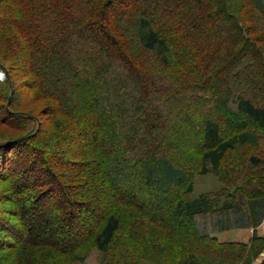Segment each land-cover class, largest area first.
<instances>
[{
  "label": "trees",
  "instance_id": "obj_1",
  "mask_svg": "<svg viewBox=\"0 0 264 264\" xmlns=\"http://www.w3.org/2000/svg\"><path fill=\"white\" fill-rule=\"evenodd\" d=\"M0 70V264H264V0H0Z\"/></svg>",
  "mask_w": 264,
  "mask_h": 264
},
{
  "label": "rangeland",
  "instance_id": "obj_2",
  "mask_svg": "<svg viewBox=\"0 0 264 264\" xmlns=\"http://www.w3.org/2000/svg\"><path fill=\"white\" fill-rule=\"evenodd\" d=\"M119 9V5L116 4L114 5V12L118 11ZM109 14V13H108ZM110 15V14H109ZM3 18L5 20H9L10 16L9 14L5 13V14H2ZM19 29L23 30V27H19ZM25 33V32H24ZM23 38L22 40L20 41L21 45H25V42H27V40L29 39V36L27 37V34H23ZM93 35V34H92ZM87 36V33L86 32H82L81 33V36L80 37H84ZM87 38V37H86ZM95 40H96V37H94ZM97 46H98V50L100 53H109V56L112 58V57H115L116 56V53L119 52V48H116V50H110L109 46L104 43V41L102 39L99 40V43L96 41L95 43ZM109 51V52H108ZM18 59L19 61L22 62L25 53L22 51L18 52ZM3 71V70H2ZM4 73V72H3ZM19 75V74H18ZM5 76V79H6V75L4 74ZM21 75H19L18 79L16 80L17 83H19L18 85H20L21 83H23V81H25L26 78H20ZM225 77V76H223ZM24 79V80H23ZM3 83V81L0 83V85ZM23 94L26 93V91L22 90L20 91ZM28 99H30V96L28 97ZM30 109H33L34 112H42L44 109H47V107L43 104V103H37V104H33L30 108ZM182 117H185V113L183 112L182 116L180 117L182 119ZM82 147V142H74L71 146V152L69 154H72L73 152H75V150L77 149H80ZM62 148H66V152H67V142H64L62 144ZM68 153V152H67ZM64 158H67L64 156ZM71 158V157H70ZM68 157V159H70ZM55 167L56 168H60L64 165L63 163H55ZM65 166V165H64ZM63 169H65L63 167ZM14 177V176H13ZM91 183H89V186L86 187V189L83 191V194H79V196L81 197H78L76 196L77 198H73L74 200H72V198H69L66 205L67 207H69L70 205H72V203H75L76 201H79V200H87L88 201V207H86L83 212L81 213V216H80V221L82 222H78V224H74V226L72 227V231L73 232H77V230L79 229H82V224L84 225L87 224V221L89 222L88 219L92 220L93 219V216L95 215H99L101 214L103 208L106 206L107 204V201L110 200V197L109 195L107 194V192H101L100 189L98 188V184L96 183L95 179L91 180L90 181ZM220 187L219 186V183L217 181V179L211 175H205V176H197L195 178V181H194V190H193V193L191 194V198H197L201 193H205V192H210V191H214V190H217V188ZM4 189L5 187L0 185V216L2 215H5V217L8 218L7 214L5 211L6 210H11L13 209V206L5 203V199H4ZM11 191L7 192V194H10ZM78 195V194H77ZM170 196V195H169ZM15 197H18L17 194H15ZM57 198H55V202ZM72 201V202H71ZM74 201V202H73ZM70 202V204H69ZM74 207V206H71V208ZM5 210V211H4ZM3 211L5 212L3 214ZM36 213H40V212H36ZM36 213L33 211H28L26 210V214L27 216L29 215L31 218V221H32V225H35L37 226V219H39L36 215ZM51 227V225H50ZM63 227V231L64 233H57V232H53V236L55 238H57V240H61V241H69V240H72L73 239V236L71 233L68 232V229L66 227L65 224L62 225ZM53 228V227H52ZM65 231H67V234L65 233ZM239 231H227V232H220V233H217L215 234L214 236L220 241V242H223V241H228V242H234V241H237V240H241L237 237V233ZM243 233H246L245 231H242ZM243 233L241 235H243ZM48 236L45 234V237ZM53 237V238H54ZM66 243V242H65ZM98 254L96 252H92L91 255L86 259V261L83 263V264H97L98 263ZM144 264V263H143Z\"/></svg>",
  "mask_w": 264,
  "mask_h": 264
},
{
  "label": "crops",
  "instance_id": "obj_3",
  "mask_svg": "<svg viewBox=\"0 0 264 264\" xmlns=\"http://www.w3.org/2000/svg\"><path fill=\"white\" fill-rule=\"evenodd\" d=\"M220 186V185H219ZM219 189V187L217 188ZM193 190H194V186H193ZM215 191V190H214ZM211 192V191H210ZM193 193V192H192ZM207 193V192H205ZM203 194V193H201ZM232 231H239L237 233V237L241 240H237V241H234V242H241V243H246L248 242L251 234H252V229H248V230H232ZM242 231H245L246 233H243ZM257 233L260 235V236H263L264 237V226H260L256 229ZM243 233V235H241ZM223 242H228V241H223Z\"/></svg>",
  "mask_w": 264,
  "mask_h": 264
},
{
  "label": "built area",
  "instance_id": "obj_4",
  "mask_svg": "<svg viewBox=\"0 0 264 264\" xmlns=\"http://www.w3.org/2000/svg\"><path fill=\"white\" fill-rule=\"evenodd\" d=\"M4 78H5L4 73L0 70V83L4 80ZM261 225L264 226V220L261 223Z\"/></svg>",
  "mask_w": 264,
  "mask_h": 264
}]
</instances>
